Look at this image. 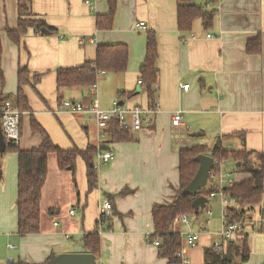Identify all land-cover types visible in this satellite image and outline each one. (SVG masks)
Wrapping results in <instances>:
<instances>
[{"label": "crops", "instance_id": "obj_1", "mask_svg": "<svg viewBox=\"0 0 264 264\" xmlns=\"http://www.w3.org/2000/svg\"><path fill=\"white\" fill-rule=\"evenodd\" d=\"M29 2L32 14L54 30L39 34L29 29L17 46L4 29L17 26L18 0H0L3 94L10 99L16 94L18 67H26L31 75H42L36 88L23 86L30 110L22 114L18 145L29 149L42 141L31 130L32 114L60 148L84 149L91 144L97 148L96 155L110 149L113 158L103 164L95 155L94 163L99 164L95 167L97 183L88 191L86 166L77 157L76 188L73 186L75 191L69 192L71 206L65 210L42 205L44 192L51 184H73L67 182V173L63 174L68 170L59 169L56 160L58 173L51 177L47 161L40 199V232L21 236L17 233L15 204L16 153L9 152L8 157V152L0 154L4 172L0 181V264L17 259L43 263L53 256L86 253L82 236L97 228L100 252L96 264H183L180 258L171 263L160 253L159 244L150 241L154 231L151 208L174 200L179 186V151L205 144L201 139L205 134L214 140L209 147L219 139L226 148L264 154V0H195L205 9L216 11L212 25L205 29L196 19L191 29L183 32L177 28L176 0H117L109 30H98L95 24V16L107 11L106 0H92L91 8L82 0ZM140 21H144V29L138 26ZM149 30L155 32L158 52L157 112L149 115L147 125L131 133L133 140L109 141L90 113L65 111L61 102L77 99L88 107L95 96L102 109L109 108L116 98L129 108L149 106L143 87L137 83L146 45L141 31ZM258 36L260 53H248L247 41ZM114 43L126 44L129 58L125 71L98 77L103 97L106 92L111 96L107 103L101 105L97 83L95 94L89 88H57V69L79 66L94 58L98 44ZM184 83L189 84L187 90L181 87ZM177 110L182 112L181 127L171 124V115ZM233 171L238 173L237 181L248 177L236 171L235 166ZM104 199L111 202L112 210L98 226ZM208 202L209 199L199 210L201 213L208 208ZM218 203L221 209L213 219L193 216L194 221L178 225L182 244L185 233L199 232L197 243L184 248L186 264H204V249L212 245L217 228L226 224V208L221 201ZM71 210L74 214H70ZM241 226L249 248V258L243 264H264V200L253 207Z\"/></svg>", "mask_w": 264, "mask_h": 264}, {"label": "trees", "instance_id": "obj_2", "mask_svg": "<svg viewBox=\"0 0 264 264\" xmlns=\"http://www.w3.org/2000/svg\"><path fill=\"white\" fill-rule=\"evenodd\" d=\"M208 1V0H207ZM107 11L95 16V24L98 30H109L113 26L117 9V0H106ZM18 21L15 28L4 29L6 36L17 46L21 45L23 36L29 29L41 34L43 29L53 31L43 19L34 16L31 12L29 0H18ZM215 10H207L195 3V0H176V20L179 31H188L193 22L200 19L202 26L209 29L212 25ZM248 53H260V36L248 40L246 43ZM2 43L0 32V110L6 100L11 101L19 111L30 110L28 100L23 93V86L29 85L36 88L41 79L40 74H30L26 67H18L17 91L12 99L3 94L5 85L4 74L1 68ZM129 50L124 43L98 44L93 59H87L79 66L71 68H59L56 70L57 88H89L97 83L98 77L107 73H119L126 70L128 65ZM158 58L156 35L153 30L146 33L145 53L138 69V78L143 83L144 92L148 98V105L155 102L156 84L158 81ZM30 127L42 137V141L36 147L23 149L18 144H5L2 153L14 152L17 157V233L21 236L40 232L41 214L40 199L42 188L47 174L48 157L55 155L57 167L61 170L68 169L72 172L73 186L76 188V159L81 157L86 166V183L88 191L96 187L97 175L94 166V158L97 148L88 144L84 149H62L52 142L44 128L30 116ZM107 137L112 142H129L133 140L132 132L120 129L116 121L108 122ZM199 154H207L213 157L216 163L213 171L217 170L219 161L228 159L233 162L236 171L247 173L248 177L238 180L231 187H226L223 192L230 201L225 209V217L229 222H238L241 225L249 218V212L255 205L264 200V154L246 149H231L223 146L218 139L212 147L205 144H194L189 148L179 151L178 173L179 186L174 200L169 204L154 205L151 208V216L154 231L149 235L151 242L159 240V251L171 263L179 262L177 251L180 249L182 239L178 232L172 230L173 219L181 214L188 216H200L201 211L195 213L192 207L193 197L183 194L182 189L195 175L198 164L195 157ZM3 178L0 165V181ZM209 185L201 189L198 194L208 196ZM109 199L111 198L108 195ZM105 221V216L100 215L98 226ZM82 245L86 253L97 257L100 252V236L97 228L92 232H85L82 236ZM204 264H243L249 258L247 236L244 232L235 239L229 240L223 250H217L212 246L204 249ZM51 257L43 263H28L19 259L11 264H50Z\"/></svg>", "mask_w": 264, "mask_h": 264}, {"label": "built area", "instance_id": "obj_3", "mask_svg": "<svg viewBox=\"0 0 264 264\" xmlns=\"http://www.w3.org/2000/svg\"><path fill=\"white\" fill-rule=\"evenodd\" d=\"M85 5H87L89 8L92 7V0H82ZM209 1H217V0H209ZM138 26L141 28H145L144 21H140L138 23ZM207 37H211L210 34L206 35ZM138 85L143 87V83L141 79L137 80ZM182 89L187 90L189 88L188 83H184L181 85ZM89 91L91 94H95L96 91V84L89 87ZM61 108L65 111L71 112V113H83L88 112L93 117V119L96 122V125L99 129H101L104 133L106 132V129L108 128V122L111 120L116 121L118 127L120 129L128 130L130 132L139 131L144 125H147L145 123H148L149 115L155 114L157 112L158 104L155 100L153 106H133V107H127L123 105L119 100H114L111 104V106L108 109H102L99 106L97 97H93L91 99V103L88 107L84 106V104L77 99H64L61 102ZM55 113H58V111H55ZM22 112L19 111L14 105H12L11 101L6 100L0 110V127L3 134V138L5 141V144H19L20 138H21V122H22ZM171 124L174 127H181L183 126L182 122V112L180 110H177L172 113L171 115ZM97 160L105 164L109 160L113 158V152L110 149H106L104 151L97 152ZM231 161L228 159H223L219 161V165L217 170L213 171L211 170L208 181L206 186L209 185L210 192L209 195L206 196L207 199L209 198H220V201L223 205L226 204L228 200L226 199V196L223 192V189L226 187H231L234 185L237 180L235 178H231L229 172H226L225 174L222 172L223 165L229 164ZM216 161H214V164ZM95 167H98L99 164L95 165ZM112 210V204L108 199L102 200L99 212L102 216H107L111 213ZM224 218H225V213ZM70 214H74V210L70 211ZM205 215L207 216V219H209L212 216V210L211 209H205ZM189 216L186 214H181L176 216L173 219L172 224V230L175 232H178L180 235V231L178 230V225L180 224H189ZM242 226L238 222H229L223 225L220 231H218L217 236L215 240L212 243V247L217 250H223L225 248L226 243L229 240L235 239L240 234H242ZM185 237L183 241V246L180 248L177 252V257L181 259V262L183 264H186L188 261L187 259L183 258L184 254V248L185 247H191L194 246L199 237V232H191L188 231L183 235ZM154 243L157 245L159 244L158 240H155ZM12 246V245H9Z\"/></svg>", "mask_w": 264, "mask_h": 264}, {"label": "rangeland", "instance_id": "obj_4", "mask_svg": "<svg viewBox=\"0 0 264 264\" xmlns=\"http://www.w3.org/2000/svg\"><path fill=\"white\" fill-rule=\"evenodd\" d=\"M147 32L148 31H143V32L141 31V34H144L145 39H146V33ZM145 39H144V41H145ZM98 83H100V81L99 82L97 81V87L100 85ZM110 97L111 96H109L108 92H106L105 93V97H103V95L101 93V90H100V86H99V89H98V98H99V101H100L101 105L103 103H107V101L110 99ZM115 100H118V98H116ZM201 139L203 140V143L207 144L208 146H210V144H212L214 142V140L211 139L206 134ZM10 153H12V152H10ZM10 153L8 152L6 157H8L10 155ZM55 160H56L55 159V155L51 154L49 156V160H48V169H49L48 172H49V174H50L51 177L54 175V173H58L57 172L58 169H57V167L55 165ZM233 167H234L233 162H230L229 164H224L223 165L222 172L224 174L226 172H229L230 177L231 178H235V176H238L237 175L238 173H235L233 171ZM66 170H68V169H66ZM64 173H67L66 174V176L68 178V179L66 178L67 179V182L69 180V184L70 183L72 184V172L70 170H68V171H63V174ZM3 177H4V172H3ZM66 179H63V180H66ZM61 183H60V185L57 184V185H54V186L51 184L48 187V189L45 190L44 197H43V204H42L43 207H47V208H50L51 209L54 206H59L63 210H65L66 208H68L69 206H71V205H69L70 204L69 203L70 201H68V194H69V192L75 191L74 190V187H73V184H72V186H67L66 187V182L63 183L62 185H61ZM218 201L220 202V198L219 197H217L216 199L215 198H209V202H208L207 207H208V209H211L212 210V213H213L212 219L215 216H217V214H219V211L221 209V208H219ZM56 204H58V205H56ZM222 206H224L226 208V204L225 205H222ZM205 217H206V215H205V212L204 211L200 214V216H198L199 219H203V220L205 219ZM194 219H196V218H192L191 216H189V220L191 222L194 221ZM212 219H210V220H212ZM221 228L222 227L217 228V231L218 230L220 231Z\"/></svg>", "mask_w": 264, "mask_h": 264}, {"label": "water", "instance_id": "obj_5", "mask_svg": "<svg viewBox=\"0 0 264 264\" xmlns=\"http://www.w3.org/2000/svg\"><path fill=\"white\" fill-rule=\"evenodd\" d=\"M44 34H48L47 29H43ZM198 135V133L194 134ZM5 150V141L0 127V152ZM198 164L197 171L190 182L182 189V193L193 197L192 207L195 213L203 209L208 201L204 195H199L198 192L206 187L209 174L214 167V159L207 154H199L195 157ZM228 223V220L226 221ZM12 262L11 260L8 261ZM50 264H96L95 258L90 253H67L59 257H51Z\"/></svg>", "mask_w": 264, "mask_h": 264}]
</instances>
